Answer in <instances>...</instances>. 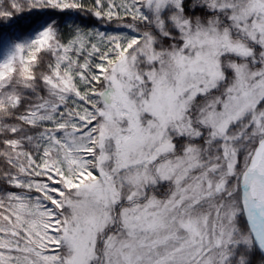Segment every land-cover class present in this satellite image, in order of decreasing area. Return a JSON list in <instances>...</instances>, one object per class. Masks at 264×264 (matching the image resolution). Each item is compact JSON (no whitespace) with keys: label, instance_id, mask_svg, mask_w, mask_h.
Returning <instances> with one entry per match:
<instances>
[{"label":"snow or ice","instance_id":"1","mask_svg":"<svg viewBox=\"0 0 264 264\" xmlns=\"http://www.w3.org/2000/svg\"><path fill=\"white\" fill-rule=\"evenodd\" d=\"M0 264H264V0H0Z\"/></svg>","mask_w":264,"mask_h":264},{"label":"rangeland","instance_id":"2","mask_svg":"<svg viewBox=\"0 0 264 264\" xmlns=\"http://www.w3.org/2000/svg\"><path fill=\"white\" fill-rule=\"evenodd\" d=\"M7 43L3 44L2 46H0V60L3 59V56H4V53H5V50L7 48Z\"/></svg>","mask_w":264,"mask_h":264}]
</instances>
